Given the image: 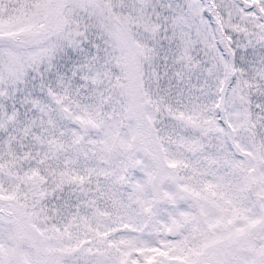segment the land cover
Instances as JSON below:
<instances>
[{
	"label": "snow or ice",
	"instance_id": "6c2138e0",
	"mask_svg": "<svg viewBox=\"0 0 264 264\" xmlns=\"http://www.w3.org/2000/svg\"><path fill=\"white\" fill-rule=\"evenodd\" d=\"M0 264H264V0H0Z\"/></svg>",
	"mask_w": 264,
	"mask_h": 264
}]
</instances>
